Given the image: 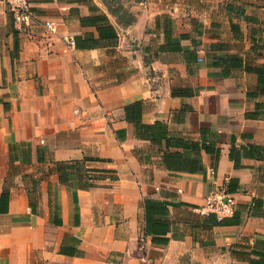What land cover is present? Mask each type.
I'll use <instances>...</instances> for the list:
<instances>
[{"label":"crops","instance_id":"0c3cea01","mask_svg":"<svg viewBox=\"0 0 264 264\" xmlns=\"http://www.w3.org/2000/svg\"><path fill=\"white\" fill-rule=\"evenodd\" d=\"M128 1L130 20L109 0H33L55 35L17 31L0 1V264L264 253V0ZM97 15L116 40L82 26ZM87 33L89 49L61 39ZM136 103L140 123L126 119ZM71 161L85 163L88 188L76 174L60 181ZM221 186L237 217L217 226L198 209Z\"/></svg>","mask_w":264,"mask_h":264},{"label":"trees","instance_id":"16d2710c","mask_svg":"<svg viewBox=\"0 0 264 264\" xmlns=\"http://www.w3.org/2000/svg\"><path fill=\"white\" fill-rule=\"evenodd\" d=\"M81 24L82 26H86V25L94 26L95 25L97 27L100 39H103V38H111L114 40L117 39L116 32L113 26H111L108 18L105 15L83 17L81 18ZM75 40H76V45L78 49H89V48L94 47L98 43L97 42L98 39H96L94 34L92 33H87L85 35L77 36ZM263 71L264 70H258V72L260 73H262ZM125 111H126V119L128 121H131L133 123L134 122L140 123L142 112H141V106L138 103L126 106ZM142 127L146 130H151V126L143 125ZM252 147L253 149L255 148L254 146ZM231 154L233 158V150ZM84 164H85L84 162H79V161L59 162L57 170L60 175V181L63 183H66L68 182L70 175L76 174V175H79V178H81V180L83 181L82 187L88 188L91 184L85 181V179L86 177L89 178L90 176H89V170L85 168ZM5 196L6 197L8 196L7 193H3L2 197H5ZM149 204L153 205L154 208L162 205L160 202L151 201V202H146V208H148ZM209 215L210 217H212V221L214 225H217V226L233 224L234 222H236L235 218L237 217L236 211L234 212L233 216L225 218L222 221H218L216 219V216L213 214H209ZM147 224L156 228L159 222H157L156 220L151 221L149 218H147ZM164 242L167 243L168 240H165ZM255 255L258 256L257 258L258 260H255V259L252 260L251 264H264V253L256 252Z\"/></svg>","mask_w":264,"mask_h":264},{"label":"built area","instance_id":"2783aa9c","mask_svg":"<svg viewBox=\"0 0 264 264\" xmlns=\"http://www.w3.org/2000/svg\"><path fill=\"white\" fill-rule=\"evenodd\" d=\"M11 14L15 29L24 32L34 26H40L48 34H58L59 26L54 21L40 20L33 11V0H0ZM61 39L70 49L76 48V41L67 34H62ZM204 214H213L218 221L233 216L235 201L224 186L211 190L204 199V205L198 209ZM143 242V241H142ZM143 250V246L139 248Z\"/></svg>","mask_w":264,"mask_h":264},{"label":"rangeland","instance_id":"374dc122","mask_svg":"<svg viewBox=\"0 0 264 264\" xmlns=\"http://www.w3.org/2000/svg\"><path fill=\"white\" fill-rule=\"evenodd\" d=\"M109 3L111 4V8L114 12L124 14L125 19L130 20L131 14L128 13V9H125L130 5V2L128 0H109ZM24 148L26 149V146H24Z\"/></svg>","mask_w":264,"mask_h":264}]
</instances>
